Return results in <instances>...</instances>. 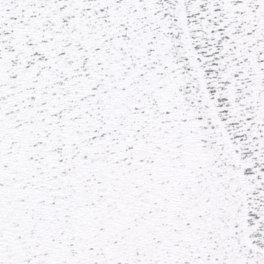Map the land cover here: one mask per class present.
I'll use <instances>...</instances> for the list:
<instances>
[{"label": "snow or ice", "instance_id": "6c2138e0", "mask_svg": "<svg viewBox=\"0 0 264 264\" xmlns=\"http://www.w3.org/2000/svg\"><path fill=\"white\" fill-rule=\"evenodd\" d=\"M0 264H264V0H0Z\"/></svg>", "mask_w": 264, "mask_h": 264}]
</instances>
